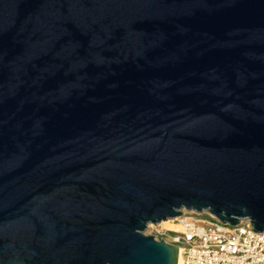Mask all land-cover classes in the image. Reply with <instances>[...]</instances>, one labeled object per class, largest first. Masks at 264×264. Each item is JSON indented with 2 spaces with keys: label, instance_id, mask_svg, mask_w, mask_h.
Segmentation results:
<instances>
[{
  "label": "water",
  "instance_id": "water-1",
  "mask_svg": "<svg viewBox=\"0 0 264 264\" xmlns=\"http://www.w3.org/2000/svg\"><path fill=\"white\" fill-rule=\"evenodd\" d=\"M183 210L264 232V0H0V264H178Z\"/></svg>",
  "mask_w": 264,
  "mask_h": 264
},
{
  "label": "built area",
  "instance_id": "built-area-1",
  "mask_svg": "<svg viewBox=\"0 0 264 264\" xmlns=\"http://www.w3.org/2000/svg\"><path fill=\"white\" fill-rule=\"evenodd\" d=\"M171 220L177 229L149 223L147 234L178 246L182 264H264V232L247 218L231 226L207 210H186Z\"/></svg>",
  "mask_w": 264,
  "mask_h": 264
},
{
  "label": "rangeland",
  "instance_id": "rangeland-1",
  "mask_svg": "<svg viewBox=\"0 0 264 264\" xmlns=\"http://www.w3.org/2000/svg\"><path fill=\"white\" fill-rule=\"evenodd\" d=\"M185 211H186V210H183V212H185ZM186 213H189V212H186ZM186 213H184V214H186ZM171 219H172V218H171ZM171 219H170V220H171ZM170 220H167V221H168V224H165V225H164V224H163V225L161 224V226L163 227V229H171V228H174V225L172 224L173 222H172V221L170 222ZM165 221H166V220H165ZM144 231H145L144 233L147 234L148 230L145 229Z\"/></svg>",
  "mask_w": 264,
  "mask_h": 264
},
{
  "label": "bare ground",
  "instance_id": "bare-ground-1",
  "mask_svg": "<svg viewBox=\"0 0 264 264\" xmlns=\"http://www.w3.org/2000/svg\"><path fill=\"white\" fill-rule=\"evenodd\" d=\"M172 220H170V222H171ZM165 225V224H168V221L166 220V221H161L160 223H159V225ZM173 225H174V228H171V229H177L178 227L174 224V223H172ZM171 229H169V230H171ZM178 264H182V262H181V256L178 258Z\"/></svg>",
  "mask_w": 264,
  "mask_h": 264
}]
</instances>
